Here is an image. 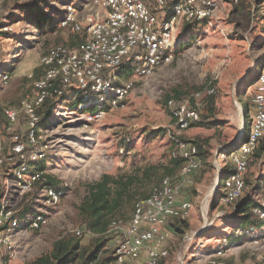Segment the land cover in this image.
Instances as JSON below:
<instances>
[{"label": "rangeland", "instance_id": "1", "mask_svg": "<svg viewBox=\"0 0 264 264\" xmlns=\"http://www.w3.org/2000/svg\"><path fill=\"white\" fill-rule=\"evenodd\" d=\"M27 1L0 0V130L7 137L22 129L23 121L19 119L7 130L2 107L17 108L22 99L32 97L34 81L43 73L41 57L51 46L75 47L85 39L82 32L61 29L58 19L65 4L81 5L89 0H42L40 6L56 24L52 30L31 20L32 14L23 9ZM180 33L186 34L184 44L175 49L171 59L145 78L134 77L129 71L133 88L100 118L73 106L74 88L64 97H50L55 109L46 124H41L46 156L35 164L43 177L31 191L22 192L12 181L8 163L0 165V206L11 207L21 218L19 227L9 232L11 248L0 247V264H30L48 253L55 240L67 236L88 246L92 234L79 223L76 208L85 183L103 173H129L137 166L169 164L174 139L202 144L201 167L182 182L179 199L190 202L191 208L185 218L169 221L168 254L159 264L262 263L264 226L241 236L243 229L233 227L236 202L222 201L221 186L214 192L210 189L222 147L236 138L241 127L246 134L250 127L251 78L264 63V0H221L220 9L209 21L187 23ZM1 70L8 76L6 83ZM210 85L215 88L213 95L206 93ZM170 99L197 108L199 122L179 129L170 113ZM3 152L11 154L7 146ZM258 154H253L244 174L241 198L251 196L264 204V151ZM219 163L225 170L231 168L228 159ZM162 171L160 167L159 173ZM178 172L169 177L177 178ZM48 176L58 183L51 185ZM258 179L260 185L255 187ZM48 185L61 188L63 195L57 205L44 208L41 197ZM151 186L144 185L139 192ZM133 205L125 207L117 218L126 223ZM41 209L46 212V223L30 228L27 219ZM174 224L185 229L181 238ZM77 229L80 235L75 233Z\"/></svg>", "mask_w": 264, "mask_h": 264}, {"label": "built area", "instance_id": "2", "mask_svg": "<svg viewBox=\"0 0 264 264\" xmlns=\"http://www.w3.org/2000/svg\"><path fill=\"white\" fill-rule=\"evenodd\" d=\"M220 3L221 0H89L81 5L65 4L58 19L59 27L73 33L82 32L85 39L75 47L51 46L40 59L43 73L34 81L32 97L22 99L17 108L2 107L7 130L19 119L23 121L22 129L11 131L8 137L0 130V165L8 163L7 170L15 187L29 192L43 174L35 164L46 156L38 111L47 97H64L74 88L75 108L90 110L91 117H102L107 107L117 106L133 88L134 80L128 75L129 71L134 77L145 78L167 63L175 49L184 44L186 34L180 33L183 26L209 21L220 9ZM3 29L7 30L8 26ZM1 73V79L6 83L8 76L3 70ZM206 93L213 95L214 86H208ZM167 103L179 129L199 122L197 108L175 103L172 99ZM249 112L248 133L241 127L236 138L222 147V153L215 159L217 174L210 191L221 186L224 202L230 203L242 196L244 174L259 140L264 137V63L254 82ZM174 143L172 157L183 159L177 178L163 177L148 196L135 201L126 223L121 219L111 222L108 232L116 264H158L168 254L166 242L172 232L169 221L189 214L190 202L180 200L179 195L182 182L189 180V176L201 167V160L192 142L174 139ZM6 146L11 154L5 156ZM227 159L230 170H225L219 163ZM62 195L61 188L46 186L42 192V206L57 205ZM42 209L27 219L30 228L38 229L46 223V212ZM254 211L261 227L264 226V204L260 203ZM20 219L11 207L0 206V247L11 248L9 232L19 227ZM255 229L258 227L244 228L241 236ZM75 233L80 235L81 230L77 229ZM187 236L185 234L183 238ZM261 264H264V256Z\"/></svg>", "mask_w": 264, "mask_h": 264}, {"label": "trees", "instance_id": "3", "mask_svg": "<svg viewBox=\"0 0 264 264\" xmlns=\"http://www.w3.org/2000/svg\"><path fill=\"white\" fill-rule=\"evenodd\" d=\"M41 1L28 0L23 4V9L32 14L31 20L33 19L38 27L47 26L50 30L55 29L56 24L51 20V14L45 12L44 7L40 6ZM256 79L257 74L251 78L254 82ZM50 97L44 100L38 111L41 122L45 124L55 109V103ZM73 106L75 107V103H73ZM194 144L198 149V155H201L202 144L197 142H194ZM258 150L259 152H257ZM263 151L264 137L259 140L254 154H260ZM182 164V158L171 157L169 164L137 166L129 173H103L99 179L86 182L85 193L80 197L76 208L79 223L92 234L89 245H82L79 238L74 236L59 238L53 242L48 253L41 254L30 264H116L114 249L109 246L111 236L108 231L111 222L118 220V214L125 207L131 205V203L133 205L135 201L148 196L152 188L163 177L171 176L176 170L179 171ZM160 167L163 171L159 173ZM43 175L44 173L41 178ZM48 181L54 186L58 183L52 176H48ZM150 183H152V186L148 190L139 192L141 187ZM240 198L233 201L236 202L234 207L236 224L233 227L244 229L249 226H260L258 216L254 211L256 207L260 206L259 201L251 196ZM173 228L180 233L181 238L185 229L177 224H174ZM165 258H161L158 264Z\"/></svg>", "mask_w": 264, "mask_h": 264}, {"label": "crops", "instance_id": "4", "mask_svg": "<svg viewBox=\"0 0 264 264\" xmlns=\"http://www.w3.org/2000/svg\"><path fill=\"white\" fill-rule=\"evenodd\" d=\"M227 170H230V168H228ZM258 180H259V179H258ZM255 185H256L255 187H258V186L260 185V180L257 181ZM261 229H263V228H261ZM110 246H111V245H110Z\"/></svg>", "mask_w": 264, "mask_h": 264}]
</instances>
